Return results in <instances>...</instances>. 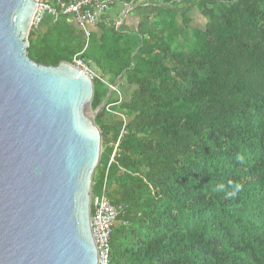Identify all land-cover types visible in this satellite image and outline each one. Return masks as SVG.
Instances as JSON below:
<instances>
[{
	"label": "trees",
	"instance_id": "trees-1",
	"mask_svg": "<svg viewBox=\"0 0 264 264\" xmlns=\"http://www.w3.org/2000/svg\"><path fill=\"white\" fill-rule=\"evenodd\" d=\"M160 5L145 33L142 21L126 35L97 24L86 38L59 16L28 36L36 64L76 57L110 76L93 81L92 110L118 78L133 86L94 118L103 152L92 194L106 179L121 208L108 264H264V0Z\"/></svg>",
	"mask_w": 264,
	"mask_h": 264
},
{
	"label": "water",
	"instance_id": "water-1",
	"mask_svg": "<svg viewBox=\"0 0 264 264\" xmlns=\"http://www.w3.org/2000/svg\"><path fill=\"white\" fill-rule=\"evenodd\" d=\"M37 0H0V264H98L92 180L103 152L93 82L28 57Z\"/></svg>",
	"mask_w": 264,
	"mask_h": 264
},
{
	"label": "built area",
	"instance_id": "built-area-1",
	"mask_svg": "<svg viewBox=\"0 0 264 264\" xmlns=\"http://www.w3.org/2000/svg\"><path fill=\"white\" fill-rule=\"evenodd\" d=\"M120 2L121 0H70L69 2L58 1L57 7H53L46 0H37L30 31L37 30L46 17H50L55 21L59 16H65L73 20L74 24L87 38L89 36L88 28L97 24L106 25L108 21L104 18V13ZM128 4H125L126 9L129 8ZM71 65L79 72L86 74L91 81L99 80L102 84L108 86L103 78L98 76L83 60L74 57ZM112 90L116 91L115 88H112ZM116 93L118 94L117 91ZM118 101H121V99L118 98ZM113 105L115 104H105L104 110L110 112ZM116 115L119 116L118 118L123 123L122 128H124L126 117L120 114ZM117 146L118 142L114 145V152L110 158V162ZM120 212V207L113 206L107 200L105 179L102 182L100 191L95 195L91 193L90 197V228L97 251L98 264H108L110 236Z\"/></svg>",
	"mask_w": 264,
	"mask_h": 264
},
{
	"label": "rangeland",
	"instance_id": "rangeland-1",
	"mask_svg": "<svg viewBox=\"0 0 264 264\" xmlns=\"http://www.w3.org/2000/svg\"><path fill=\"white\" fill-rule=\"evenodd\" d=\"M156 1L159 5L161 4V0H154ZM123 6L122 4H116L115 6H112L107 12L104 13V17L107 18L108 20V23L106 24V26L108 28H114L116 27V22L118 20H121V19H126V16L125 14L122 15L123 13ZM147 11L150 13L149 17H147L146 19H143V25H144V29L142 31V33H145V30H147L148 28H152L153 25H154V22L156 20V13L152 14V8H148ZM147 13V12H146ZM121 16V19L119 18ZM144 17V16H143ZM145 18V17H144ZM179 23V18L176 19ZM196 21V22H194ZM193 21V27L195 28H202V21L201 20H194ZM124 24V23H123ZM122 28V27H121ZM181 33H182V30H181ZM184 35H188V38L190 37L191 35V32H187L185 33L184 32ZM182 40L179 39V43H181ZM98 76H101L98 72H96L95 70H93ZM102 78L104 79V81H106L107 83H110L111 81V78L110 76L108 75H105V76H102ZM115 86V88L117 89L118 93H119V96L118 98L125 100L129 97L130 93L133 91V86H130L126 83V81L124 79H117L113 82V84ZM104 87V86H101V88ZM100 87H98V90L101 89ZM115 93H110V98H115ZM113 119H115V117H119L117 116L116 114H113Z\"/></svg>",
	"mask_w": 264,
	"mask_h": 264
},
{
	"label": "crops",
	"instance_id": "crops-1",
	"mask_svg": "<svg viewBox=\"0 0 264 264\" xmlns=\"http://www.w3.org/2000/svg\"><path fill=\"white\" fill-rule=\"evenodd\" d=\"M57 0H46V2L53 3ZM65 2H69L70 0H63ZM123 6V14H125L126 19H121V16L119 17L121 20H118L116 22V27H114L116 30H118V33L122 35H126L129 33H134L138 30L139 23L143 21L144 17H149L150 13L147 11V9L155 5H159L156 1L152 0H133L130 2L129 8L126 9L125 4H127L125 1H122L119 3ZM115 6V5H114ZM161 6V5H160ZM127 11V12H126ZM147 12V13H146ZM144 16V17H143ZM107 19L106 17H104ZM108 21V20H107ZM196 22V21H194ZM124 23V24H123ZM122 27V28H121ZM94 27H89V31H93Z\"/></svg>",
	"mask_w": 264,
	"mask_h": 264
},
{
	"label": "clouds",
	"instance_id": "clouds-1",
	"mask_svg": "<svg viewBox=\"0 0 264 264\" xmlns=\"http://www.w3.org/2000/svg\"><path fill=\"white\" fill-rule=\"evenodd\" d=\"M101 77H102V76H101ZM103 80H104V79H103ZM92 82H93V81H92ZM105 82H106V81H105ZM106 83H107V82H106ZM107 84H108V83H107ZM110 87L115 88L114 85H111ZM110 87H109V89H111V92L114 91V90H112V88H110ZM115 89H116V88H115ZM116 91H117V89H116ZM116 91H115V92H116ZM117 92H118V91H117ZM118 94H119V93H118ZM120 98H121V97H120ZM121 100H122V99H121ZM105 104H106V103H105ZM104 106H105V105H104ZM103 111H104V107H103Z\"/></svg>",
	"mask_w": 264,
	"mask_h": 264
}]
</instances>
